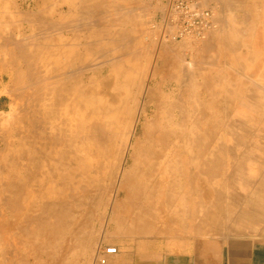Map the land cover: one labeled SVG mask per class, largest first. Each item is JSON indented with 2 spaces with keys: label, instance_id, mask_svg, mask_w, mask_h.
I'll list each match as a JSON object with an SVG mask.
<instances>
[{
  "label": "bare ground",
  "instance_id": "1",
  "mask_svg": "<svg viewBox=\"0 0 264 264\" xmlns=\"http://www.w3.org/2000/svg\"><path fill=\"white\" fill-rule=\"evenodd\" d=\"M13 1L15 3L16 0H13ZM96 1H98V0H96ZM96 1L94 2V0H83L82 3H84V2L87 3L86 7H85L86 12H89L91 9L92 10L95 9V10H97L96 12H98V11L100 12V10H99L100 8H98V7L100 6V4H103V3H99V2L96 3ZM110 1L108 0V2H110ZM42 2H44V4L37 8V13H36V18H38L37 23L41 24V25H42V23H40V22H43L42 20H44L48 14H51L53 16L54 15L63 16L65 14L70 13V15H71L72 9L75 8V10H76L78 7V0H69V2H66V3L70 5V8L67 9L65 7V5L63 6V4H62L63 2H62L61 3L62 7L58 6L59 8H55L52 11L50 10V12H49L47 7L49 6V4L53 3V0H43ZM101 2L107 3L105 0L101 1ZM246 2H247V0H246ZM110 3H112V2H110ZM113 3H116V2H113ZM81 4H80V6H81ZM257 4L259 5L258 0H257ZM106 5L109 9L110 7H113L114 4L113 5L110 4L111 6L108 4H106ZM120 5H122V4H120ZM42 6H45V7H42ZM114 7H115V5H114ZM17 8H19L18 4H17ZM244 8H246V7H244ZM27 9H28V7H27ZM110 9H112V8H110ZM133 9H134V7H133ZM3 10L4 9H2V11ZM118 11H120V10H118ZM258 11L260 12V7H259ZM258 11H257V13H258ZM92 12L95 13V11H92ZM20 13H21V11H20ZM22 13H24V11ZM125 13H128V12H125ZM88 14H90V13H88ZM99 14L100 13H98V15ZM259 14H261V13H259ZM7 16H8V14H7ZM48 16H47V19H48ZM102 16H101L100 20L103 19ZM132 16H131L132 17L131 21H134L135 16L134 15H132ZM33 17L35 18V16H33ZM59 17H58V20H60ZM94 17H95V15H94ZM141 17H143V16H141ZM259 17H260V15H259ZM36 18H35V20L37 21ZM49 19L52 20L50 17H49ZM76 19H78V18L76 17ZM46 20H45V22H46ZM63 20H65V19H63ZM89 20H91V19H89ZM21 21H23V20H21ZM24 21H26V22L28 21L27 23H29L31 20L29 21V19H26V20L24 19ZM54 21H56V20L55 19L52 20L51 23L53 22L52 24H57ZM94 21L96 23V20H94ZM94 21H93V23H94ZM125 21H126V19H125ZM225 21H226V19H225ZM225 21H224V23H225ZM86 22H88V21H86ZM139 22H138V20L136 22L138 24V26L140 25ZM75 23L78 24L77 20H75V22L73 24H75ZM43 24L47 25V23H43ZM60 24L62 25L63 23H60ZM73 24L69 25V23H68V26H72ZM96 24H99V22ZM100 24H102L101 21H100ZM123 24H125V23H123ZM48 25L46 27L45 26L44 27L49 28ZM117 25H120V24H117ZM43 26H41V28ZM64 26H67V25H64ZM88 26H90V23H88ZM97 26L100 27L99 25H97ZM125 26H126V24H125ZM133 26H134V23H133ZM44 27L42 29H44ZM74 27H76V24L74 25ZM68 28H70V27H68ZM87 28H89V27H87ZM28 29H30V28H28ZM83 29H85V28H83ZM83 29H81V30L84 31ZM78 30L79 29H76L75 32H77ZM98 30H100V29H98ZM75 32H73V34H75ZM104 32H107V30L106 31L104 30ZM141 32H142V30H141ZM46 33H49V32H47V29H46ZM50 33H51V31H50ZM89 33L91 35H93L91 32H89ZM35 34L36 33L33 34L34 39L37 36ZM58 34L60 35V32ZM103 34L105 35V33H103ZM111 34H112V32H111ZM111 34H109V35H111ZM2 35H4V34H2ZM79 35H81V34L79 33ZM99 35H97V36H99ZM101 35H100V37H101ZM129 35H130V33H129ZM46 36L51 37V36H55V34H53V35L51 34V36L46 34ZM60 36L63 37L62 39H60L61 43H58L57 41H55V38H54V40H52L53 44H54V42L55 43L57 42L56 48L52 47V42L49 43L50 40L47 37L46 38L49 41L45 42V44H38L37 48H36V45L33 44L34 41H33V43H29V42H31V40L28 42L27 37H25L26 43H29L31 45L33 44L32 47L36 48L35 49L36 52L34 54H32V53L30 54L26 49H22V50L20 49V52H19L20 59L25 62V65L27 68V70H25L27 73L26 74L27 78H26V76H25V78H26V80L27 79L30 80L31 83L29 85H31V87L25 95L26 105L24 107H26V109L24 111H22L23 112L22 114H20V115L17 114L18 116L23 115L20 118L17 116L18 117L17 119L19 120V121L18 120L17 121L20 123L19 125H20L21 129L16 130V134H14L15 136L13 135L14 138L12 139V141L10 143L6 142L8 140L6 137L7 135L5 137L3 136L4 137L3 140L6 138V140H4L5 141L4 142L5 143L4 149L6 148V150H5L6 151V158L4 159L5 161L3 160L4 163L0 162V164H2L0 166L1 170L2 169H4V170L10 169V170L15 171L17 173L16 174L12 173L13 175L11 174L9 176V173L7 171H5L8 173L9 177L6 176L8 178H4L5 173H4V171L2 172V173H4L2 176L3 183L1 182L2 186H0V187H4V189H5V192L3 191L2 193H5V194L9 193L11 198H8V200L2 199V197L4 198L6 195L4 196V194L0 193L1 194L0 198H1V200L6 201L4 204L6 205L7 208H5L4 206H3L4 207L3 208L1 206L2 204L0 206L3 209H7L8 216L12 215L13 217H16V218H20V219L24 218L27 222H30L29 224L34 225L35 231H33L34 234L32 236L36 237L37 239H38V237L42 238L44 234H46V237H47L46 240H48L49 243L50 242L53 243L56 239H60L59 242H60V245L62 246L63 254L67 252V251L64 252L65 248H66L65 247L66 243L63 240L64 236H67V235H70L73 233L75 234V230L78 231L79 235L85 234L84 229L92 230L91 226H93V225H91V226L88 225L91 228L90 227L85 228V226L81 223L82 210L86 209L87 213L89 212L93 216V214H94V211H92L93 205L97 206L99 203L102 204L101 201L104 198H109V200H116V202L119 205L118 208L120 210L124 209L123 212L125 214H127L126 217H124V215L120 214V212L116 211L114 208L112 221H115L117 223V230L122 231V229H124L126 231V235L129 233H138L139 235L142 233L143 234L144 233L152 234V233H157V232L159 233L158 228H160V227L157 228L154 223L149 222L148 220L143 221V219H145L146 216L153 214L154 211L162 213V203L165 206H169V204H171L170 201L172 200V198L174 196H176L177 199L182 202L183 211H184V207H186V203L187 202L191 203V201L194 199V197L197 196L195 187H196L197 180H198L199 176H202L204 179H208V180L211 179V178H209V176H211L210 175L211 173H209L210 170L208 168L211 167L210 166L211 164H209V162L212 161L211 158H213V157H211V156H214V155H213V153H210L209 150L212 147V139H213L212 136H214V135H212V133H215L214 132V130H215L214 126L215 125L213 124V126H211V127H213L212 129L209 126L210 122L212 120L209 121V124H208V120L210 118V113L208 112L207 107H210V106L207 102H208V100H211V99H208L207 102L206 101L200 102L201 105L199 107H198L199 100L196 99V100H198V103H197L198 105L193 107V106H191V103H189L190 99L187 100L188 103L187 102L181 103L178 101L179 99H177L178 96L180 98V95L176 94V95H178L177 98H175L171 103H167L168 99L166 100L167 102L165 103V102H163L165 99L162 101V97H161V100H160L159 99L160 94H157L156 91L152 90L153 89V87H152V89L150 91L145 92L146 97L148 99V102L145 104L141 103V105H140V103L135 102V98H136L137 94L138 95L142 94V89L145 86L143 88H139L138 91H136V83L139 82L138 78H142V77H144V75L143 76L140 75L141 77H138V75L135 76V74H132L135 71L133 69L134 71L132 70L131 73L125 74L126 78L124 81V85L120 84V81H121L120 80V77H121L120 65H122L123 62H126L127 58H125L124 60H123V58L122 59L120 58L119 60L116 61L112 58H105L106 59L105 60L102 57V59L105 60L102 64V67H100V68L99 67H93L92 68V66H91L90 68H83L85 62H88V59L87 58L85 59V57H83V51L85 50V46H84L85 40L82 41L79 37H77L76 40L74 41V43L70 44L69 42L71 39H68L66 34L62 33V35H60ZM92 37H94V35ZM100 37H97L96 39H98ZM104 37H107V36L105 35ZM129 37H131V36H129ZM13 38L14 37H12V39ZM16 38H14V40ZM127 38H128V36H127ZM132 38L135 41V39H136L135 36H132ZM93 39H92V41H93ZM124 40H126V39H124ZM133 40H131V41H133ZM22 41L24 43V40H22ZM92 41H91V44H93V45L95 44V46H96L97 43H92ZM94 41H95V39H94ZM128 41H130V40H128ZM208 41H207V43H208ZM86 42H87V40H86ZM108 42L110 44V39L108 40ZM119 42H121V41H119ZM123 42H125V41H123ZM230 42H231V40H230ZM195 43H197V42H195ZM17 44H19V43H17ZM85 44H87V43H85ZM111 44H113V43L111 42ZM203 44H204V42H203ZM212 44H214V43H212ZM2 45H3V43H2ZM93 45H91L92 48H95L94 50H96V47H98V46L95 47ZM123 45H125V44H123ZM207 45L206 46L209 48V44H207ZM112 46L113 45H111L110 47H112ZM135 46H136V43H135ZM154 46L156 47V45H154ZM3 47L4 46H2L1 49ZM19 47H17V48H19ZM100 47H101V45H100ZM102 47H103V49H105L104 45ZM110 47H109V49H110ZM131 47H133V45ZM112 48H111V50H115ZM5 49L7 50L6 47H5ZM5 49H3V51H5ZM97 49L99 50L102 48H97ZM133 50H134V48H133ZM139 50H140V48H139ZM204 50L207 51V48L205 49V46H204ZM92 51H93V49H92ZM129 52L133 53L132 51H130V49H129ZM13 53L14 52H11V51L6 52L7 56L11 55ZM139 53H140V51H139ZM216 53H218V52H216ZM19 54L17 53L16 57H18ZM101 54H103V53H101ZM14 55H16V54H14ZM169 55H171V54L169 53ZM135 56H137V55H135ZM142 56H143V54H142ZM162 56H164V55H162ZM175 57H177V56H175ZM2 58H3V56H2ZM64 58H67V59L70 58L68 60L69 62H64L63 61ZM113 58L118 59L116 57V55ZM165 58H166L165 61H170L169 58H172V57H170V56L168 57V55H166ZM205 58H207V57H205ZM5 60H7V58H5ZM179 60L181 61L182 59H179ZM128 61H129V58H128ZM162 61H163V59H162ZM91 62H93V61H91ZM133 63H135V62H133ZM184 63L186 64V62H184ZM0 64H2V63H0ZM3 64H4V61H3ZM95 64H98V63H95ZM159 66H160V64H159ZM188 66L189 65L187 64V67ZM242 66H243V64H242ZM187 67H186V69H184V68L183 69L186 70V72L190 71L191 75H189V76L191 78L193 75L192 73L195 71L191 72L192 70L191 69L187 70ZM21 68H20V70H21ZM200 68L198 67V69H200ZM201 69H203V68H201ZM195 70H196V68H195ZM238 70H240V69H238ZM23 71H24V69H23ZM166 72H168V71L166 70ZM188 72H187V74H189ZM168 73H165L164 76ZM200 73H202V72H200ZM169 74L166 76H169ZM179 74H180V72H179ZM197 74H199V73L197 72ZM199 75H200L199 78L202 77V79H203V83H200L203 86L202 90L204 89V93L207 94L209 91L208 89H210V86H208V85L210 84L211 79L213 80V78L210 79L209 74H208V76H206V74L203 76H201V74H199ZM261 75H263V74H261ZM152 76H153V78L159 77L157 72L154 75L152 74ZM170 76L172 77V74ZM170 76H169V78H171ZM153 78H152V80H153ZM171 79L175 80L174 77H172ZM195 80H196V78H195ZM214 80H215V78H214ZM214 80H213V82H216ZM145 84H147V83H145ZM176 84H177V82H176ZM216 85H217V83H216ZM218 85H220V84H218ZM193 86H195L194 83H193ZM191 87H192V83H191ZM188 88H189V84H188ZM192 88L194 89V87H192ZM133 89H134V91H132ZM195 90H196V88H195ZM230 90H231V88H230ZM161 91H162V89H161ZM174 91H175V89H174ZM178 91H180V90H178ZM171 92H172V90H171ZM201 92H200V94L202 95L203 93H201ZM189 93H191V92H189ZM193 93L195 94V91ZM14 94H15V92H14ZM194 94H192V96ZM197 94H198V92H197ZM205 94H203V95H205ZM230 94H231V91H230ZM245 95H246V93H245ZM260 95L262 96V94H260ZM202 96L201 97L196 96V98H198V97L202 98ZM231 96H233V95H231ZM261 96H260V98H257V100H254L256 98H254L253 100L246 99L245 102H250V103H245V105H247L245 107V109L250 111L251 107L256 108V106L264 109V100H262L263 98ZM170 98H172V97L170 96ZM184 98H185V96H184ZM184 98H183V100H184ZM226 98L227 97L225 96V99ZM249 98H250V95H249ZM236 99H237V97H236ZM191 100H193V99H191ZM139 101H140V99H139ZM142 101L143 100L141 99V102ZM225 102H226V100H225ZM251 103L254 104L255 106L254 105H253L254 107L251 106ZM20 104H22V103H20ZM22 105H18V106L20 107ZM218 105L220 106V104H218ZM212 106H214V105H212ZM224 107H223V109H224ZM18 108H16V109H18ZM22 108H23V106H22ZM12 109H14V108H12ZM227 109H229V108H227ZM229 110L231 111V109H229ZM18 112L20 113V111H18ZM7 114L9 115V113H7ZM14 114H16V113H14ZM2 115L3 114H1V117H2ZM1 119H0V122H2ZM143 119L145 122H143L144 124H141V125H143L142 135L140 136L142 138L141 139L137 135V132H138L139 125ZM227 119H225V120L227 121ZM5 120H3V121H5ZM10 120L12 121L13 119L12 118L9 119V122H10ZM261 120H264V113H261ZM205 121H207V123ZM234 121H236V120H234ZM244 121L245 120H243V122ZM16 122H15V124H16ZM243 122L242 123L240 122L241 126H242ZM215 123H218V122H215ZM220 124H221V122H220ZM220 124L218 125V127H220ZM234 125H237V123ZM13 126H15V125H13ZM218 127H217V129H218ZM245 128L247 129V127H245ZM240 129H243V127ZM252 129L255 130L254 128H252ZM247 130H250V129L248 128ZM7 132H8V130H7ZM9 132H10V130H9ZM140 133H141V131H140ZM5 134H7V133H5ZM230 134L233 135V132L231 133V131H230ZM230 134H228V135H230ZM8 136L10 137L9 134H8ZM9 139H11V137ZM134 140H136V143H134ZM235 140L237 141V139H235ZM251 141L253 142V140H251ZM241 142H242V138H241ZM242 144L245 145L244 142ZM236 145L237 144H235L234 146H236ZM246 145H249V144L246 143ZM220 146H222V145H220ZM223 146H225V145H223ZM229 146H230V144H229ZM224 148H226V147H224ZM230 148H232V147H230ZM245 148H247V146ZM198 149L203 155L201 153H199V154L195 153V151ZM212 150H210V151H212ZM241 150H243V149H241ZM219 151L220 150H218V152ZM254 151H255V149H254ZM218 152H217V155L219 156ZM4 153L5 152L3 151L2 154H4ZM208 153H210L212 155L210 156V155H208ZM200 155H202V156H200ZM223 156H224V154L222 155V159H224ZM215 158H217V157H215ZM226 158H228V157H226ZM0 159H1V152H0ZM2 159H3V157H2ZM200 160H201L203 168L200 170L201 172H197L196 166L197 165L199 166ZM129 161H131L132 163H129V164H131V166L127 167V164ZM224 161L222 160L223 164L225 163ZM237 161H239V159ZM215 162L216 161H214V163ZM232 162H234V161L232 160ZM216 165L218 168L219 164L215 163V166ZM222 168H223V166H222ZM222 168H220V169H222ZM242 169H243V167H242ZM219 170H217V171H219ZM244 171H242V172H244ZM233 174H235V173H233ZM222 176H224V175H222ZM248 177H249V175H248ZM237 178H236V180H237ZM213 179H215V178H213ZM241 179H242V177H241ZM241 179H239V180H241ZM208 180H205V182H207ZM241 181H243V180H241ZM212 186H213V184H212ZM197 188H198V186H197ZM208 188H210V187H208ZM4 189H1V190H4ZM234 189H237V188H234ZM219 191H220V193L222 192L221 190H219ZM203 192L206 193L205 190H203ZM216 195H218V194L216 193ZM225 196L226 195H224L223 198H225ZM216 197L219 198V195ZM5 198H7V197H5ZM218 198H216V199H218ZM216 199H214V200H216ZM219 200H217V201L219 202ZM205 201H206V199H205ZM217 201H212L215 209H217L216 207L220 203V202L218 203ZM195 202H193V203L195 204ZM213 206H210V207L213 209ZM211 208H210V210H211ZM222 208H221V210H222ZM3 209H2V211H3ZM227 209H228V206H227ZM227 209H226V211H227ZM232 210H234V209H232ZM232 210H230V211H232ZM239 210H240V208H239ZM251 210H253V209H251ZM258 212H260V210ZM231 213H233V212H231ZM0 214H2V213H0ZM5 214H7V213H5ZM5 214L3 213L2 215H0V217L5 216ZM132 214L136 215L139 218V220H138V218L136 219V217L134 218V216H131ZM220 214H221V212H220ZM228 214H229V212H228ZM241 214H239V215H241ZM254 214H255V212H254ZM203 215H204V213H203ZM227 215H226V217H227ZM213 216H215V214ZM129 217H132L131 223L128 222ZM262 217H263V215H262ZM6 218H5V220H6ZM86 218H87V215H86ZM237 218H239V217H237ZM72 219H77V222L75 223L74 226L71 223L72 221L70 222V220H72ZM96 219H98V216ZM204 219H205V217H204ZM228 219H227V221H228ZM0 220H1V218H0ZM215 220H216V218H215ZM230 220L233 221V218H231ZM210 221L213 222V220H210ZM222 221H223V219H222ZM1 222L3 223V220ZM20 222H22V220ZM7 223H9V221ZM214 223H212V225ZM224 223H226V222L224 221ZM4 224H6V223L4 222ZM9 224L12 225V223H9ZM17 224H15V225H17ZM24 224L26 225L27 223H24ZM24 224H23V227L20 226L21 229L19 228V230H23L22 233L24 232V233L29 234L27 231L28 229L26 227H24L25 226ZM207 224H209V223H207ZM108 225H110V224H108ZM125 225H128V227H126ZM44 226L47 229V233L44 232V230H45ZM216 226H217V224H216ZM2 227H3V225H2ZM4 227H8V226L4 225ZM16 227H15V229H16ZM202 227H203V231H204L206 229V226H205V228H204V226H202ZM225 227H226V224H225ZM93 228H95V227H93ZM102 228H103V226H102ZM106 228H107V226H106ZM115 228H116V226H115ZM230 228H232V227H230ZM104 229H105V227H104ZM219 229H221V227ZM5 230L4 229L1 230L0 231L1 234ZM213 230L211 229V231H213ZM6 231H8V230H6ZM214 231H217V230H214ZM9 232H11V231L9 230ZM9 232H8V234H9ZM14 232H15V230H14ZM206 233H207V231H206ZM8 234L3 233L2 234V235H4L3 239L5 238V235H6V238H7V236L12 235V233L9 235ZM30 234H32V233H30ZM161 234H162V232H161ZM88 235H89V232H88ZM16 236L19 237L18 235H16ZM145 236H148V235H145ZM206 236H207V234H206ZM20 238H22V237H20ZM20 238H18V241L20 240ZM28 238H29V236H28ZM28 238H27V240H28ZM31 238H33V237H31ZM24 239H26V238L23 237V241H24ZM75 239H72L73 243L75 244V247H76L75 248L74 246H72L76 249V250L73 249L75 251V253L78 252V249L83 248V247H85L86 251L88 250V252H91L94 248L92 255L95 254V256H96V250L98 251V248L101 244L98 245V247L96 249L95 248L96 247L95 239H92V238L85 239L84 238L85 239L84 241L81 239H78L77 237H75ZM6 240H8V239H6ZM39 240H41V239H39ZM13 241H11V242H13ZM29 241H30V239H29ZM33 242L36 245L37 244L39 245V242L37 240H33ZM3 243L4 244L6 243V245H8V247L11 244L13 245V243L7 244V241H5V240ZM3 243H1V244H3ZM99 243H100V241H99ZM15 244L16 243L14 242L12 249L10 248L11 249L10 252H12V253L14 252L13 253L14 257L16 256V257H19L18 259H20L21 257L19 256L20 255L19 253L23 252V251H20L19 249L21 247L19 246V249H18L17 248L18 246ZM21 244H23V242H21ZM28 244L33 245L30 243H28ZM6 245H4V246L6 247ZM4 246H3V248H4ZM13 247L14 248L16 247L17 248V249L15 248L16 251L18 250V252L19 251L20 252L18 253L15 251V249L13 250ZM70 247H71V245H69L68 251H71ZM23 248H24V246L21 249H23ZM32 248H34V247L32 246ZM84 249H81V250H84ZM51 251H53V250H51ZM6 252H8V254H11L9 252V248L7 249ZM15 253H17L18 256ZM27 253L28 252H26V254ZM23 254H25V253H23ZM29 254H30V252H29ZM45 254H46V252H45ZM49 254H51V252H49ZM31 255L36 256V254H31ZM64 255H66V254H64ZM74 255H77V254H74ZM12 256H11V259L14 258ZM38 256L39 255H37L36 258H38ZM41 256H43V255H41ZM9 257H10V255H9ZM16 257H15V259H16ZM25 257L27 259V256H24V255L22 256L23 259H25ZM60 257L59 258L62 260L63 256H60ZM22 258H21V260L23 261ZM39 258L41 259L40 256H39ZM7 259L9 260L10 258H7ZM11 261H13V260H9L8 263L10 264ZM26 261L27 262L23 263L24 262L23 261L22 263L23 264L28 263V260H26ZM58 261L57 262L54 261V263H58ZM14 262H13L14 264H18L17 261H14ZM61 262H59V263H61ZM30 263L31 262H29V264ZM38 264H39V262H38Z\"/></svg>",
  "mask_w": 264,
  "mask_h": 264
},
{
  "label": "crops",
  "instance_id": "2",
  "mask_svg": "<svg viewBox=\"0 0 264 264\" xmlns=\"http://www.w3.org/2000/svg\"><path fill=\"white\" fill-rule=\"evenodd\" d=\"M210 2L217 7L219 14L217 19L218 30L210 35L211 38L209 37V41L207 40L208 43L207 41H204V44L203 42L193 43L192 41H183L176 43L174 46L176 47L175 55L183 61L184 59H189L190 63H192L191 72L195 71L192 73V79L190 78L191 94H194L193 92L195 91V94L192 96L194 101H190L191 106L195 107L198 105L199 100V107L201 105L200 102H207L208 99H211L207 102L210 106L207 107V110L210 113L208 124L212 120L209 126L215 125V130L213 129L215 133H212L214 135L212 136V147L210 148V150H213H209L214 156L208 153V155L213 157L211 158L209 156L212 161L209 162L211 167L208 168L212 177L209 176L211 179L208 180L199 176L195 187L197 196L191 201L192 204L189 202L186 203L184 211L182 202L176 196L172 198L169 206H165L162 203V238L160 237L157 240L153 237L150 238L151 240L141 250L137 248L136 250L130 251L126 246L119 245L117 255L110 257L109 264H264V120H261V113H264V109L257 106L256 108L251 107L250 111L245 109L247 106L245 103H250L245 102L246 99L253 100L256 98L254 100H257V98H260V94H262L261 97L263 99H261L264 100V0H258L259 5L257 4V0H247V2L246 0H238L237 2L234 0H223L224 9L219 7L213 0H210ZM259 7L260 12L258 11ZM236 11L239 13V18L235 20L230 19V12ZM210 43L214 44L211 45ZM207 44H209V48ZM204 46L205 49L207 48V51L204 50ZM182 60L175 62L174 68L176 71L184 63ZM198 67L203 69L200 68V70ZM180 69L185 79L182 84L185 85L187 83L186 74L188 71L186 72L182 66ZM197 72L201 76L205 74L208 76L209 74L210 79L213 78L214 80L215 78L214 81L216 82H213L211 79L212 83L210 82L208 85L210 86V89L207 88L209 90H207L208 95L204 93V89L202 90L203 86L200 83H203V80L201 77L199 78L200 75ZM191 83L194 89L191 87ZM193 83L195 86H193ZM216 83L220 85L217 86ZM1 92L0 84V110L5 111L7 101ZM200 92L205 95L202 94V96ZM196 96H202L203 99L196 98ZM225 96L227 97L226 99ZM195 98L198 100H195ZM253 105L251 103V106ZM223 107L225 110L229 108L231 111L229 109L225 111ZM243 120H245L244 122L246 124ZM205 122L207 123V121ZM215 122L219 124L221 122L220 127ZM240 122H243L242 126ZM236 123L237 125H234ZM217 127L221 130L219 131ZM242 127L243 129H240ZM245 127L250 130H247ZM230 131L231 133L233 132V135L230 134ZM233 142L237 144V147L234 146L235 144ZM243 142L245 145L242 144ZM246 143L249 145H246ZM246 146L247 148H245ZM218 150L220 151L218 152ZM195 153L199 154L201 152L198 149ZM222 153L224 154V159H222ZM238 159L239 161H237ZM222 160H225L224 164ZM214 161H216V164H219L218 168L217 165L215 166ZM200 163L201 160L199 161V166H196L197 172H201L200 170L203 168L202 163ZM241 170L245 171L242 172ZM237 177L239 179L242 177L241 180L243 181ZM205 180L208 181L205 182ZM209 183H212L213 186ZM213 187L216 188L214 189ZM219 190L222 192L220 193ZM216 193L219 195V198L216 197L218 196ZM224 195H226L225 198H223ZM212 201L219 203L216 207L217 209L214 208ZM210 206H213V209ZM256 209L258 211L260 210V212ZM214 214L215 216H213ZM231 218H233V221L230 220ZM210 220H213V222ZM212 223L214 224L212 225ZM202 226L204 228L206 226L205 232ZM211 229L217 231H211Z\"/></svg>",
  "mask_w": 264,
  "mask_h": 264
},
{
  "label": "rangeland",
  "instance_id": "3",
  "mask_svg": "<svg viewBox=\"0 0 264 264\" xmlns=\"http://www.w3.org/2000/svg\"><path fill=\"white\" fill-rule=\"evenodd\" d=\"M10 1V2H9ZM18 1V2H17ZM43 0H16L15 1V3H14V1L13 0H0V63H2V64H0V84H1V90H2V95H4V99H6V101H7V108H6V110L5 111H1L0 110V117H1V114H3L2 115V122H0V152H1V159H0V162L1 163H4V159L6 158V148L4 149V147H5V141L4 140H6V138L3 140V138L6 136L7 137V139L9 140H7L6 142H11L12 141V139L14 138V134H16V130L17 129H21V127H20V123L18 122L19 120L17 119L18 117L20 118V117H22V116H18L17 114H22L23 112L22 111H24L25 109H26V107H24L25 105H26V103H25V95H26V93L28 92V90L30 89V87H31V85H29L31 82H30V80H26V78H27V76H26V71L25 70H27V68H26V65H25V62L24 61H22L21 59H20V54H19V52H20V49L22 50V49H26L30 54L32 53V54H34L35 52H36V48H37V46H38V44H45V42H47V41H49L50 40V42L49 43H51L52 42V47L53 48H56V44H57V42L58 43H61V41H60V39H62L63 37L62 36H60V35H62V33L63 34H66L67 35V38L68 39H71L70 40V44L71 43H74V41L76 40V38L77 37H79L82 41H84V46H85V50L83 51V57H85V59L87 58L88 59V62H85V64H84V67L83 68H90L91 66H92V68L93 67H102V64H103V62L106 60L105 58H112V59H114V60H119L120 58L122 59L123 58V60L125 59V58H127V60H126V62H123V64L122 65H120V71H121V77H120V84L121 85H124V81H125V74L126 73H131V71L133 70L134 72L132 73V74H135V76L136 75H138V77H141V76H143L144 75V77H142V78H138L139 80V82L138 83H136V91H138V89L139 88H143L144 86V88L142 89V94H140V95H138L137 94V96H136V98H135V102H138V103H140V105H141V103L142 104H145V103H147L148 102V99H147V97H146V94H145V92L146 91H150L151 89H152V87H153V89L152 90H154V91H156L157 92V94H160V100H161V97H162V101L163 102H167V103H171L175 98H177V96L178 95H180V98H179V96H178V98L177 99H179L178 101L179 102H181V103H186L187 102V100H189L190 99V101H191V99H192V94L191 93H189V92H191L190 91V72H188L189 74H187V79H186V84L184 85V84H182V83H184V81H185V79H184V75L181 73V69H180V67L181 66H183V68L186 66L187 67V64L190 66H188L187 67V70H189V69H191L192 67V65H191V63H190V60L189 59H184V62H186V64L185 63H182V65H180V67H179V69H177V71H176V69L174 68V64H175V62L176 61H180L179 59V57H175L176 55V51H175V44H160L158 41H157V39H156V34H155V32L151 29V27H150V24H151V22H152V20H153V18H154V16H155V14H156V7L155 6H153L151 3H150V1L149 0H109L110 2H112V3H110V2H108V0H105L107 3H104V2H101V1H104V0H98V1H96V0H94V2L96 1V3L97 2H99V3H103V4H100V6L98 7V8H100L99 10H100V12L98 11V12H96L97 10H95V9H91L89 12H86V2H84V3H82L83 2V0H78V7H77V9L75 10V8L74 9H72V14L70 15V13L69 14H65V15H63V16H61V15H51V14H48L47 16H48V19H47V16H46V18L44 19V20H42L43 22H40V23H42V25L41 24H38L37 22H38V18H36V13H37V8L39 7V6H41V5H43L44 4V2H42ZM140 1V2H139ZM215 3H217V5L219 6V7H222L223 9H224V2H223V0H213ZM235 1V0H234ZM238 0H236L235 2H237ZM21 2V3H20ZM63 2V3H62ZM66 2H69V0H53V3H51V4H49V6L47 7L48 8V10H49V12H50V10L52 11L53 9H55V8H59L58 6H61L62 4H63V6L65 5V7L68 9V8H70V5L69 4H67ZM83 4H81V3ZM113 2H116V3H113ZM3 3V4H2ZM62 3V4H61ZM131 3V4H130ZM17 4H18V6H19V8H17ZM23 4V5H22ZM25 4V5H24ZM80 4H81V6H80ZM106 4H108V5H115V7H114V5H113V7H110V8H112V9H108V7H107V5ZM120 4H122V5H120ZM130 4V5H129ZM14 5V6H13ZM36 5V6H35ZM98 5V4H97ZM110 5V6H111ZM7 6V7H6ZM84 6V7H83ZM138 8H137V7ZM27 7H28V9H27ZM42 7H45V6H42ZM62 7V6H61ZM82 7V8H81ZM102 7V8H101ZM118 7V8H117ZM133 7H134V9H133ZM24 10H23V9ZM2 9H4L3 11H2ZM16 9V10H15ZM85 11H84V10ZM102 9V10H101ZM10 10V11H9ZM21 11V13H20V11ZM26 10V11H25ZM28 10V11H27ZM114 10V11H113ZM118 10H120V11H118ZM133 10V11H132ZM24 11V13H22ZM84 11V12H83ZM92 11H95V13H93ZM103 11V12H102ZM130 11V12H129ZM10 12V13H9ZM27 14H26V13ZM30 12V13H29ZM112 12V13H111ZM124 12V13H123ZM125 12H128V13H125ZM35 13V14H34ZM79 13V14H78ZM88 13H90V14H88ZM98 13H100L99 15H98ZM104 13V14H103ZM131 13V14H130ZM7 14H8V16H7ZM11 14V15H10ZM34 14V15H33ZM76 14V15H75ZM106 14V15H105ZM120 14V15H119ZM28 15V16H27ZM51 15V16H50ZM94 15H95V17H94ZM97 15V16H96ZM104 17H103V16ZM132 15H134L135 16V19H134V21H131V18L133 17ZM33 16H35V18L37 19V21L35 20V18L33 17ZM57 16V17H56ZM60 16V17H59ZM86 16V17H85ZM101 16H102V20H100L101 19ZM120 16V17H119ZM132 16V17H131ZM138 16V17H137ZM141 16H143V17H141ZM49 17L52 19V20H56V21H54L55 23H57V24H52L51 23V21L52 20H50L49 19ZM58 17H59V19L60 20H58ZM76 17L78 18V19H76ZM100 17V18H99ZM112 17V18H111ZM137 17V18H136ZM11 18V19H10ZM86 18V19H85ZM95 18V19H94ZM99 18V19H98ZM111 18V19H110ZM118 20H117V19ZM230 19H232V20H235V19H238L239 18V13L236 11V12H230V17H229ZM24 19L26 20V19H29V23H27L26 21H24ZM47 19V20H46ZM63 19H65V20H63ZM72 19V20H71ZM77 20V22H78V24L77 23H75L76 24V27H74V25L75 24H73L74 22H75V20ZM82 19V20H81ZM89 19H91V20H89ZM125 19H126V21H125ZM140 19V20H139ZM14 22H13V21ZM21 20H23V21H21ZM45 20H46V22H45ZM94 20H96V23H98L99 22V24H96L95 23V21H94V23H93V21ZM107 20V21H106ZM112 20V21H111ZM121 20V21H120ZM123 20V21H122ZM137 20H138V22H139V26H138V24L136 23L137 22ZM40 21V20H39ZM84 21V22H83ZM86 21H88V22H86ZM91 21V22H90ZM100 21H101V23L102 24H100ZM106 21V22H105ZM129 21V22H128ZM131 21V22H130ZM9 22V23H8ZM83 22V23H82ZM86 22V23H85ZM105 22V23H104ZM116 22V23H115ZM3 23V24H2ZM43 23H47V25L49 26V28H45L46 26L43 24ZM60 23H63L62 25L60 24ZM65 23V24H64ZM67 23V24H66ZM68 23H69V25H71V24H73L72 26H68ZM82 23V24H81ZM88 23H90V26H88ZM123 23H125L126 24V26H125V24H123ZM133 23H134V26H133ZM143 23V24H142ZM81 24V25H80ZM111 24V25H110ZM117 24H120V25H117ZM122 24V25H121ZM137 24V25H136ZM142 24V25H141ZM28 27H27V26ZM45 27H44V26ZM55 25V26H54ZM64 25H67L68 27H70V28H68L67 26H64ZM78 25V26H77ZM92 25V26H91ZM96 25V26H95ZM97 25H99L100 27H98ZM103 25V26H102ZM107 25V26H106ZM32 26V27H31ZM41 26H43L44 27V29H42L41 28ZM54 26V27H53ZM59 26V27H58ZM81 26V27H80ZM83 26V27H82ZM86 26V27H85ZM110 28H109V27ZM72 27V28H71ZM87 27H89V28H87ZM15 28V29H14ZM28 28H30V29H28ZM34 28V29H33ZM55 28V29H54ZM74 28V29H73ZM83 29V28H85V29H83L84 31H82L81 29ZM100 29V30H98V29ZM46 29H47V32H49V33H46ZM49 29V30H48ZM57 29V30H56ZM72 29V30H71ZM76 29H79L77 32H75V30ZM32 30V31H31ZM99 32H98V31ZM104 30L106 31L107 30V32H104ZM141 30H142V32H141ZM26 31V32H25ZM50 31H51V33H50ZM80 31V32H79ZM91 32L93 35H94V37H92L93 35H91L89 32ZM110 33H109V32ZM9 32V33H8ZM29 32V33H28ZM60 32V35L58 34ZM73 32H75V34H73ZM111 32H112V34L114 35H112L111 34ZM6 33V34H5ZM11 33V34H10ZM34 33H36L35 35H37L36 37H35V39H34V36H33V34ZM79 33L81 34V35H79ZM103 33H105V35L107 36V37H104L105 35L103 34ZM108 35H107V34ZM127 33V34H126ZM129 33H130V35H129ZM2 34H4V35H2ZM14 36H13V35ZM26 34V35H25ZM32 34V35H31ZM46 34L47 35H49V36H51V34L53 35V34H55V36H51V37H47L46 36ZM101 35V37H100V35ZM109 34H111V35H109ZM123 34V35H122ZM128 36V38H127V36ZM143 34V35H142ZM18 37H17V36ZM58 35V36H57ZM83 35V36H82ZM97 35H99V36H97ZM125 35V36H124ZM22 36V37H21ZM71 36V37H70ZM91 36V37H90ZM100 37V38H98V39H96L97 37ZM103 36V37H102ZM129 36H131V37H129ZM132 36H135V41L133 40V38H132ZM139 36V37H138ZM3 37V38H2ZM12 37H14V38H16L15 40H14V38L12 39ZM20 37V38H19ZM24 37V38H23ZM25 37H27V41L29 42L30 40H31V42H29V43H33V41H34V43L33 44H35L36 45V48L34 47H32L33 46V44L31 45V44H29V43H26V38ZM44 37V38H43ZM49 39H47V38ZM116 37V38H115ZM138 37V38H137ZM11 38V39H10ZM54 38H55V41H57L56 43L54 42V44H53V41L52 40H54ZM66 38V37H65ZM90 38V39H89ZM95 39V41H94V39ZM112 38V39H111ZM114 38V39H113ZM140 38V39H139ZM18 39V40H17ZM92 39H93V41H92ZM110 39V44H109V42H108V40ZM124 39H126V40H124ZM138 39V40H137ZM17 40V41H16ZM22 40H24V43H23V41ZM42 40V41H41ZM86 40H87V42H86ZM90 40V41H89ZM105 40V41H104ZM116 40V41H115ZM128 40H133V41H128ZM16 43H15V42ZM91 41H92V43H97L96 44V46H98V47H96L95 46V44L93 45V44H91ZM103 41V42H102ZM107 41V42H106ZM115 41V42H114ZM119 41H121V42H119ZM123 41H125V42H123ZM137 41V42H136ZM142 41V42H141ZM111 42L113 43V44H111ZM118 42V43H117ZM154 42V43H153ZM2 43H3V45H2ZM15 43V44H14ZM17 43H19V44H17ZM85 43H87V44H85ZM127 43V44H126ZM135 43H136V46H135ZM139 43V44H138ZM142 43V44H141ZM159 43V44H158ZM17 44V45H16ZM101 45V47H100V45ZM105 46V49H103V45ZM117 44V45H116ZM123 44H125V45H123ZM153 44V45H152ZM34 45V46H35ZM91 45H93V46H95L96 47V50H94L95 48H92V46ZM111 45H113L112 47H110ZM133 45V47H131ZM138 45V46H137ZM154 45H156V47L154 46ZM2 46H4L2 49H1V47ZM9 46V47H8ZM20 46V47H19ZM5 47L7 48V50L5 49ZM17 47H19V48H17ZM109 47H110V49H109ZM136 47V48H135ZM138 47V48H137ZM9 48V49H8ZM17 48V49H16ZM97 48H102V49H97ZM111 48L112 49H115V50H111ZM117 48V49H116ZM133 48H134V50H133ZM139 48H140V50H139ZM142 48V49H141ZM144 48V49H143ZM3 49H5V51H3ZM19 49V50H18ZM92 49H93V51H92ZM129 49H130V51H132L133 53H131V52H129ZM132 49V50H131ZM136 49V50H135ZM2 50V51H1ZM11 51V52H14L13 54H11V55H8L7 56V54H6V52H9V51ZM17 50V51H16ZM101 50V51H100ZM104 50V51H103ZM140 51V53H139V51ZM100 53H99V52ZM137 51V52H136ZM173 53H172V52ZM4 52V53H3ZM19 54V56L18 57H16L17 56V53ZM85 52V53H84ZM120 52V53H119ZM136 52V53H135ZM175 52V53H174ZM87 53V54H86ZM96 53V54H95ZM101 53H103V54H101ZM165 53H167L166 55H168V57L170 56V57H172V58H169V60L170 61H165ZM169 53L171 54V55H169ZM14 54H16V55H14ZM142 54H143V56H142ZM173 54V55H172ZM115 55H116V57L118 58V59H115V58H113V57H115ZM118 55V56H117ZM135 55H137V56H135ZM162 55H164V56H162ZM179 56H180V54H178ZM2 56H3V58H2ZM90 56V57H89ZM105 56V57H104ZM140 56V57H139ZM142 56V57H141ZM162 56V57H161ZM102 57L105 59V60H103L102 59ZM5 58H7V60H5ZM128 58H129V61H128ZM142 58V59H141ZM176 58V59H175ZM70 59V58H69ZM69 59H67V58H64L63 59V61L64 62H69L68 60ZM91 59V60H90ZM93 59V60H92ZM152 59V60H151ZM162 59H163V61H162ZM174 59V60H173ZM3 61H4V64H3ZM7 61V62H6ZM91 61H93V62H91ZM183 61V60H182ZM128 62V63H127ZM133 62H135V63H133ZM11 63V64H10ZM95 63H98V64H95ZM125 63V64H124ZM173 63V64H172ZM152 64V65H151ZM159 64H160V66H159ZM7 65V66H6ZM126 65V66H125ZM132 65V66H131ZM147 65V66H146ZM124 66V67H123ZM157 66V67H156ZM159 66V67H158ZM24 69V71H23V69ZM164 67V68H163ZM186 67L184 68V69H186ZM6 68V69H5ZM20 68H21V70H20ZM124 68V69H123ZM128 70H126V69ZM170 73H168V72H166V70ZM130 70V71H129ZM165 70V71H164ZM20 71V72H19ZM136 72V73H135ZM144 72V73H143ZM152 72V73H151ZM157 72V74H158V76L159 77H157V78H153V76H152V74L154 75L155 73ZM179 72H180V74H179ZM140 73V74H139ZM161 73V74H160ZM165 73H168L169 74V76L172 74V77H174V79L175 80H172L171 78H169V76H166V75H168V74H166L165 76H164V74ZM141 75V76H140ZM149 75V76H148ZM25 76H26V78H25ZM123 76V77H122ZM176 76V77H175ZM182 76V77H181ZM169 79H168V78ZM180 77V78H179ZM189 77V78H188ZM150 78V79H149ZM152 78H153V80H152ZM162 78V79H161ZM183 80H182V79ZM165 79V80H164ZM171 79V80H170ZM201 79H202V77H201ZM25 80V81H24ZM151 80V81H150ZM203 80V79H202ZM29 81V82H28ZM146 81V82H145ZM150 81V82H149ZM183 81V82H182ZM15 82V83H14ZM176 82H177V84H176ZM143 83V84H142ZM145 83H147V84H145ZM179 83V84H178ZM27 84V85H26ZM139 86H138V85ZM188 84H189V88H188ZM25 85V86H24ZM142 86V87H141ZM156 86V87H155ZM178 86V87H177ZM155 87V88H154ZM160 87V88H159ZM170 87V88H169ZM147 88V89H146ZM184 90H183V89ZM158 89V90H157ZM161 89H162V91H161ZM174 89H175V91H174ZM177 89V90H176ZM171 90H172V92H171ZM178 90H180V91H178ZM182 90V91H181ZM132 91H134V89L132 90ZM161 91V92H160ZM165 91V92H164ZM14 92H15V94H14ZM144 92V93H143ZM24 93V94H23ZM183 95H182V94ZM172 94V95H171ZM176 94H178V95H176ZM176 95V96H175ZM18 96V97H17ZM170 96L172 97V98H170ZM174 96V97H173ZM184 96H185V98H184ZM166 97V98H165ZM182 97V98H181ZM189 97V98H188ZM17 98V99H16ZM144 98V99H143ZM171 100H170V99ZM183 98H184V100H183ZM139 99H140V101H139ZM141 99L143 100L142 102H141ZM168 99V100H167ZM20 102H19V101ZM167 100V101H166ZM186 100V101H185ZM195 100H196V98H195ZM22 101V102H21ZM170 101V102H169ZM190 101H189V103H190ZM16 102V103H15ZM19 102V103H18ZM18 103V104H17ZM20 103H24L23 105L22 104H20ZM188 103V102H187ZM14 104V105H13ZM18 105H22L23 106V108H22V106H18ZM11 108H10V107ZM16 106V107H15ZM19 107V108H18ZM12 108H14V109H12ZM16 108H18V109H16ZM21 108V109H20ZM20 109V110H19ZM16 110V111H15ZM15 111V112H14ZM18 111H20V113L18 112ZM13 112V113H12ZM7 113H9V115L7 114ZM14 113H16V114H14ZM13 115V116H12ZM4 116V117H3ZM6 116V117H5ZM10 116V117H9ZM12 116V117H11ZM18 116V117H17ZM16 119H14V118ZM4 118V119H3ZM13 119L12 121L10 120V122H9V119ZM6 119V120H5ZM3 120H5V121H3ZM18 120V121H17ZM17 121V122H16ZM15 122H16V124H15ZM143 122H145L144 121V119L142 120V122L140 123V125H139V128H138V132H137V135L140 137L141 135H142V130H143V125H141V124H144ZM6 123V124H5ZM12 124V125H11ZM6 127H5V126ZM9 125V126H8ZM12 127H11V126ZM13 125H15V126H13ZM5 128H4V127ZM17 126V127H16ZM19 126V127H18ZM10 128V129H9ZM5 131H4V130ZM7 130H8V132H7ZM9 130H10V132H9ZM13 130V131H12ZM140 131H141V133H140ZM7 133V134H5V133ZM3 135H2V134ZM8 134L10 135V137H11V139H9L10 137L8 136ZM14 135V136H13ZM4 136V137H3ZM9 137V138H8ZM141 138V137H140ZM142 139V138H141ZM3 140V141H2ZM3 142V143H2ZM134 143H136V140H134ZM7 144V143H6ZM9 145V144H8ZM3 147V148H2ZM7 147V146H6ZM5 152L4 154H2V152ZM2 157H3V159H2ZM3 162H2V161ZM129 163H132L131 161H129L128 162V164H127V167H130L131 166V164H129ZM2 164H0V166H1ZM3 167V166H2ZM4 171V173H2ZM5 171H7L8 173H9V176L13 173V174H16L17 172H15V171H12V170H10V169H6V170H4V169H2L1 170V167H0V186H2V183H3V180H2V176H3V174H4V178H8L9 176H8V173L7 172H5ZM7 174V175H6ZM12 174V175H13ZM6 176H8V177H6ZM2 182V183H1ZM1 189H4V187H0V193H2L3 191L5 192V189L4 190H1ZM7 193V192H6ZM2 194H4V196L5 197H7V198H3L2 197V199H7L8 200V198H11L10 197V195H9V193H7V194H5V193H2ZM1 195V194H0ZM9 197H8V196ZM1 197V196H0ZM106 199V200H105ZM0 200H1V198H0ZM105 200V201H104ZM108 200V201H107ZM6 201H4V200H1L0 201V205L3 207H5V208H7L6 207V205L4 204ZM109 202V203H108ZM116 200H109V198H104L102 201H101V203L102 204H98L97 206H95V205H93V209H92V211H94V214H93V216L91 215V213H87V210L85 209V210H82V220H81V223L85 226V228H89L91 225H93V226H91L90 228L92 229V230H90V229H84V233L85 234H82V235H79L78 234V231L77 230H75V234L73 233V234H70V235H67V236H64V242L66 243L65 244V251L64 252H66V253H64V254H66V255H64L63 254V249H62V246L60 245V239H56L53 243L52 242H48V240H46L47 239V237H46V234H44L43 235V237L41 238V237H38V239L36 238V237H34V236H32L33 234H34V232L33 231H35V227H34V225H32V224H29L30 222H27L24 218L23 219H20V218H16V217H13L12 215L10 216H8V211H7V209H3L1 206H0V213H7V214H5V216H1L0 218H1V220H0V223L3 225V227H2V225L0 224V231L1 230H8V231H3V233L5 234H8V232H9V230L11 231V232H9V234H11L12 233V235L11 236H7V238H6V235H5V238L3 239V237H4V235H2L1 234V232H0V263L1 264H9L8 262H9V260H13V261H11L10 262V264H14L15 262L14 261H17V263L19 264H23V263H25V262H27L26 260H28V263H26V264H29V262H31L30 264H38V262H39V264H61L62 262V264H96V258H97V253H98V251L96 250V256H95V254L94 255H92V252L94 251V248H93V250L91 251V252H88V250L86 251V248L85 247H83V248H80V249H78V252L77 253H75V251L74 250H76L75 248V244L73 243V240L72 239H75V237H77L78 239H81V240H85V239H89V238H92V239H95V244H96V249H97V247H98V245H103V246H107V247H117L118 248V246L119 245H124V246H126L127 248H128V250H130V251H132V250H136L137 248L138 249H142L144 246H146L147 244H148V242L151 240L150 238H156L155 240H157V239H159L160 237L162 238V234H161V232H162V213L161 212H157V211H154V213L153 214H150V215H148V216H146L145 217V219H143V221H145V220H148L149 222H152V223H154L155 224V226L158 228V227H160V228H158V231H159V233L157 232V233H152V234H149V233H142V234H138V233H129V234H127L126 235V231L124 230V229H122V231L121 230H117V223L115 222V221H112V218H113V211H114V208H115V210L116 211H119L120 212V214H122V215H124V217H126V215L127 214H125L124 212H123V210L124 209H119L118 207H119V205H118V203L116 202ZM112 203V204H111ZM4 204V205H3ZM101 205V206H100ZM115 205V206H114ZM151 207V206H150ZM96 208V209H95ZM98 208V209H97ZM113 208V209H112ZM117 208V209H116ZM2 209H3V211H2ZM95 209V210H94ZM119 209V210H118ZM97 210V211H96ZM99 210V211H98ZM85 214H84V213ZM2 214H0V215H2ZM89 214V215H88ZM85 215V216H84ZM86 215H87V218H86ZM92 216V217H91ZM97 216H98V219H96L97 218ZM131 216H134V218L136 217V219L138 218L136 215H131ZM8 219H7V218ZM123 217V216H122ZM5 218H6V220H5ZM80 218V217H79ZM85 218V219H84ZM89 218V219H88ZM19 219V220H18ZM88 219V220H87ZM3 220V223L1 222ZM5 220V221H4ZM22 220V222H20ZM25 222H24V221ZM92 220V221H91ZM95 220V221H94ZM138 220H139V218H138ZM9 221V223H12V225L11 224H9V223H7ZM19 221V222H18ZM72 221V222H71ZM91 221V222H90ZM4 222L6 223V224H4ZM70 222L73 224V226L75 225V223L77 222V219H72V220H70ZM128 222L129 223H131L132 222V217H129L128 218ZM127 222V223H128ZM18 223V224H17ZM20 223V224H19ZM24 223H27L26 225L24 224ZM89 223V224H88ZM94 223V224H93ZM105 225H104V224ZM15 224H17V225H15ZM23 224L25 225L24 227H26L28 230V233L30 234V233H32V234H27V233H22V231L23 230H19V228L21 229V227L20 226H22L23 227ZM102 224V225H101ZM108 224H110V225H108ZM126 224V223H125ZM4 225H6V226H8V227H4ZM15 225V226H14ZM88 225H90V226H88ZM95 225V226H94ZM17 226V227H16ZM19 226V227H18ZM29 226V227H28ZM102 226H103V228H102ZM106 226H107V228H106ZM111 226V227H110ZM115 226H116V228H115ZM126 227H128V225H125ZM13 227V228H12ZM15 227H16V229H15ZM45 227V226H44ZM93 227H95V228H93ZM104 227H105V229H104ZM3 228V229H2ZM18 228V229H17ZM102 228V229H101ZM15 230V232H14V230ZM31 230V231H30ZM95 230V231H94ZM105 230V231H104ZM113 230V231H112ZM89 232V235H88V232ZM92 233H91V232ZM108 231V232H107ZM44 232L45 233H47V229H46V227H45V230H44ZM77 232V233H76ZM117 232V233H116ZM87 233V234H86ZM8 234V235H9ZM27 234V235H26ZM16 235H18L19 237H17ZM23 235V236H22ZM88 235V236H87ZM124 235V236H123ZM145 235H148V236H145ZM17 238H16V237ZM27 236V237H26ZM28 236H29V238H28ZM33 237V238H31V237ZM20 237H22V238H20ZM23 237L24 238H26V239H24V241H23ZM73 237V238H72ZM12 240H11V239ZM18 238H20V240L18 241ZM27 238H28V240H27ZM45 240H44V239ZM85 238V239H84ZM6 239H8V240H6ZM10 239V240H9ZM29 239H30V241H29ZM37 240L38 242H39V245L37 244H35L34 242H33V240ZM39 239H41V240H39ZM43 239V240H42ZM77 239V240H78ZM4 240L5 241H7V244H11V243H13V245H14V242L16 243L15 245H17L18 247V249H19V246L22 248L23 246H24V248L23 249H19L20 251H23V252H18V250L16 251V249L13 247V250L15 249V251L16 252H18L20 255V257L22 258V256L24 255V256H27V259H26V257H25V259H23V261L21 260V258L20 259H18L19 257H16V259H15V257H14V255H13V253L12 252H10V250L12 249V244L11 245H9V247H8V245H6V243L4 244L3 242H4ZM14 240V241H13ZM76 240V239H75ZM97 240V241H96ZM10 241V242H9ZM11 241H13V242H11ZM23 242V244H21V242ZM29 241V242H28ZM42 243H41V242ZM46 241V242H45ZM67 241V242H66ZM99 241H100V243H99ZM1 243H3V244H1ZM28 243H30V244H33V245H29ZM49 243V244H48ZM69 243V244H68ZM19 244V245H18ZM26 244V245H25ZM41 244V245H40ZM44 244V245H43ZM46 244V245H45ZM74 244V245H73ZM4 245H6V247L4 246ZM23 245V246H22ZM43 245V246H42ZM69 245H71V251H68L69 250ZM3 246H4V248H3ZM27 246V247H26ZM32 246L35 248H32ZM60 246V247H59ZM72 246H74V247H72ZM95 246V245H94ZM9 248V252L13 255H11V254H8V252H6L7 251V249ZM29 247V248H28ZM11 248V249H10ZM28 248V249H27ZM43 248V249H42ZM47 248V249H46ZM85 248V249H84ZM5 251H4V250ZM34 249V250H33ZM42 249V250H41ZM45 249V250H44ZM74 249V250H73ZM81 249H84V250H81ZM12 250V251H13ZM29 250V251H28ZM51 250H53V251H51ZM35 251V252H34ZM43 251V252H42ZM26 252H28L27 254H26ZM29 252H30V254H29ZM41 252V253H40ZM45 252H46V254H45ZM49 252H51V254H49ZM69 252V253H68ZM7 255H6V254ZM23 253H25V254H23ZM43 253V254H42ZM68 253V254H67ZM79 253V254H78ZM83 253V254H82ZM15 254H17V253H15ZM31 254H36V256H34V255H31ZM46 256H45V255ZM74 254H77V255H74ZM6 255V256H5ZM9 255H10V257H9ZM37 255H39L40 257H41V259L39 258V256H38V258H36L37 257ZM41 255H43V256H41ZM73 255V256H72ZM11 256L12 257H14V258H12L11 259ZM17 256H18V254H17ZM30 256V257H29ZM60 256H63L62 257V260L60 259L61 257ZM76 256V257H75ZM10 258L9 260L7 259V258ZM29 257V258H28ZM60 257V258H59ZM35 258V259H34ZM44 258V259H43ZM5 260V261H4ZM19 260V261H18ZM30 260V261H29ZM34 260V261H33ZM59 260V261H58ZM62 262H61V261ZM66 260V261H65ZM33 261V262H32ZM54 261L55 262H57L58 261V263H54ZM14 262V263H13ZM23 262V263H22ZM59 262H61V263H59ZM66 262V263H65Z\"/></svg>",
  "mask_w": 264,
  "mask_h": 264
},
{
  "label": "built area",
  "instance_id": "4",
  "mask_svg": "<svg viewBox=\"0 0 264 264\" xmlns=\"http://www.w3.org/2000/svg\"><path fill=\"white\" fill-rule=\"evenodd\" d=\"M156 7L150 24L160 44L204 42L218 30L219 10L210 0H149ZM117 247L100 245L96 264H109Z\"/></svg>",
  "mask_w": 264,
  "mask_h": 264
}]
</instances>
